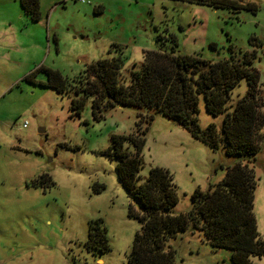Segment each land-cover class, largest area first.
Instances as JSON below:
<instances>
[{
	"label": "rangeland",
	"instance_id": "374dc122",
	"mask_svg": "<svg viewBox=\"0 0 264 264\" xmlns=\"http://www.w3.org/2000/svg\"><path fill=\"white\" fill-rule=\"evenodd\" d=\"M83 1L39 0L40 19L31 22L18 0H0V264H127L139 231L130 214L139 213V203L118 181L117 159L105 153L113 135L144 138L137 183L151 168L168 171L177 195L172 214L187 212L194 190L211 189L226 169L244 162L227 156L221 143L210 149L162 113L148 120L149 112L116 106L95 119L88 99L72 115L70 88L59 94L25 79L39 67L59 71L74 85L86 64L109 56L112 44L122 48L125 73L139 66L142 51H170L174 40L180 54L211 62H237L255 51V99L264 119V52L250 42L264 43V0H244L255 4V13L180 0ZM34 78L46 79L39 70ZM246 91L242 79L227 111ZM197 100L196 127L219 129L223 115L210 116L203 97ZM260 145L251 164L253 214L264 240V137ZM123 148L135 152L131 144ZM41 175L49 179L42 183ZM90 225L104 232L102 252L87 247ZM166 246L175 264H230V251L212 250L198 232L179 233ZM250 262L264 264V257Z\"/></svg>",
	"mask_w": 264,
	"mask_h": 264
},
{
	"label": "trees",
	"instance_id": "16d2710c",
	"mask_svg": "<svg viewBox=\"0 0 264 264\" xmlns=\"http://www.w3.org/2000/svg\"><path fill=\"white\" fill-rule=\"evenodd\" d=\"M210 8L232 12L257 11L255 4L236 0H180ZM22 12L31 22L40 19L39 0H18ZM171 42L173 38L169 39ZM144 50L137 68L128 73L123 69V52L112 44L109 56L85 65L73 82L57 70L39 67L45 81H35V72L25 77L29 83L55 90L59 94L70 88V111L78 116L90 100L92 116L97 119L103 112L119 107H134L163 116L187 128L190 134L210 149L221 143L227 156H238L243 163L226 169L221 180L205 192L194 190L190 208L185 213L172 214L177 195L168 171L154 167L143 183L138 184L141 168L139 153L144 145L142 136L113 135L105 153L117 159L116 177L127 193L139 203V213L130 214L139 225L132 239L127 264H175L174 250L166 246L169 239L179 233L198 232L212 249L230 251V264H253L251 256L264 257V240L256 230L253 214L255 175L251 164L261 148L263 117L257 111L256 90L258 72L251 68L255 51L244 53L241 61L211 62L198 56L183 55L174 49ZM251 44L263 47L264 43L250 39ZM134 66V65H133ZM244 79L247 91L227 111L232 89ZM198 96H202L206 112L222 116L219 129L210 124L204 131L196 127L195 112ZM118 104V105H117ZM137 118H139L137 116ZM137 126V125H136ZM137 130L138 129L137 126ZM146 131V129H145ZM138 132L143 135L144 132ZM124 144H131L134 154L126 151ZM40 182L49 179L39 177ZM87 247L106 249L104 232L89 226Z\"/></svg>",
	"mask_w": 264,
	"mask_h": 264
},
{
	"label": "built area",
	"instance_id": "2783aa9c",
	"mask_svg": "<svg viewBox=\"0 0 264 264\" xmlns=\"http://www.w3.org/2000/svg\"><path fill=\"white\" fill-rule=\"evenodd\" d=\"M78 1H80L81 3H83V2H84L83 0H78ZM26 125H27V124H26V122H24V123H23V125H22V127H23V128H25V127H26Z\"/></svg>",
	"mask_w": 264,
	"mask_h": 264
},
{
	"label": "water",
	"instance_id": "95a60500",
	"mask_svg": "<svg viewBox=\"0 0 264 264\" xmlns=\"http://www.w3.org/2000/svg\"><path fill=\"white\" fill-rule=\"evenodd\" d=\"M238 1L239 3H242L243 0H236ZM118 105V104H117ZM159 115H161V112H159ZM42 132V131H39V133Z\"/></svg>",
	"mask_w": 264,
	"mask_h": 264
}]
</instances>
